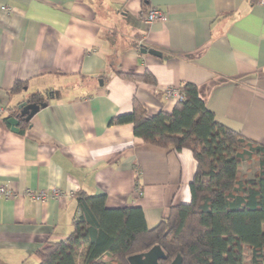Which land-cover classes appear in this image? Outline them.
Wrapping results in <instances>:
<instances>
[{
	"label": "crops",
	"instance_id": "1",
	"mask_svg": "<svg viewBox=\"0 0 264 264\" xmlns=\"http://www.w3.org/2000/svg\"><path fill=\"white\" fill-rule=\"evenodd\" d=\"M154 6L168 19L147 22ZM184 82L219 122L264 145V0H0V187L14 192L0 194V264H37L40 246L67 237L78 191L141 207L150 228L190 203L192 151L112 123L135 100L172 112L178 99L163 89ZM26 100L47 105L17 118L16 132L4 117Z\"/></svg>",
	"mask_w": 264,
	"mask_h": 264
},
{
	"label": "trees",
	"instance_id": "2",
	"mask_svg": "<svg viewBox=\"0 0 264 264\" xmlns=\"http://www.w3.org/2000/svg\"><path fill=\"white\" fill-rule=\"evenodd\" d=\"M118 73L156 82L150 72ZM180 94L172 112L151 114L135 100L133 111L112 123L132 122L145 142L191 150L197 162L191 202L171 206L150 228L141 207L111 208L105 194L78 191L73 230L40 246L37 264H77L84 248V264H129V255L156 244L168 257L161 264L177 254L183 264H264V145L219 122L196 84L184 82ZM10 117L25 121L20 105L4 119ZM251 160L254 172L247 175L242 166Z\"/></svg>",
	"mask_w": 264,
	"mask_h": 264
},
{
	"label": "water",
	"instance_id": "3",
	"mask_svg": "<svg viewBox=\"0 0 264 264\" xmlns=\"http://www.w3.org/2000/svg\"><path fill=\"white\" fill-rule=\"evenodd\" d=\"M142 52H150L156 55H161V52L154 48H142ZM47 105L46 101H38V102H29V101H23L20 104L21 107V114L24 116L26 121H29L32 116L39 111L41 107H44ZM8 122L12 126V130L18 132V124L19 120L17 117H10ZM168 257L165 254L163 248L156 244L152 246L150 249L140 252L131 254L128 256L129 264H161L162 260H166ZM168 264H183V257L181 254H177L175 258H173Z\"/></svg>",
	"mask_w": 264,
	"mask_h": 264
},
{
	"label": "built area",
	"instance_id": "4",
	"mask_svg": "<svg viewBox=\"0 0 264 264\" xmlns=\"http://www.w3.org/2000/svg\"><path fill=\"white\" fill-rule=\"evenodd\" d=\"M168 19V15L167 13H165L164 11H162L159 7H151L147 14H146V21L147 22H151L153 20H167ZM163 95L166 97H172V98H181V94H180V87L178 86H168L165 89H163ZM3 110L2 107H0V112ZM29 196L33 197L36 200L39 201H45L48 198V192L46 191H40V192H34L33 190H27L26 192ZM0 194H4L7 197H13L14 196V192L13 191H8L6 188L4 187H0ZM52 194L54 196H59L61 193L57 188H54L52 190Z\"/></svg>",
	"mask_w": 264,
	"mask_h": 264
},
{
	"label": "rangeland",
	"instance_id": "5",
	"mask_svg": "<svg viewBox=\"0 0 264 264\" xmlns=\"http://www.w3.org/2000/svg\"><path fill=\"white\" fill-rule=\"evenodd\" d=\"M254 163H255V161H253V160L245 161L243 163V166H242V171L244 173H246L247 175L253 174V172H254ZM82 250L84 251V249H82ZM84 255H83V253H81V254L79 253V258H78L79 264H84V262H85V256Z\"/></svg>",
	"mask_w": 264,
	"mask_h": 264
}]
</instances>
